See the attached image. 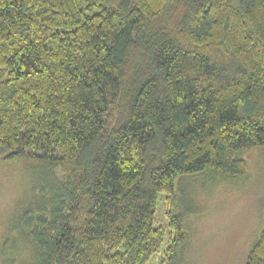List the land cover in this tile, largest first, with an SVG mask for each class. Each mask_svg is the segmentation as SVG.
Instances as JSON below:
<instances>
[{"label": "trees", "instance_id": "1", "mask_svg": "<svg viewBox=\"0 0 264 264\" xmlns=\"http://www.w3.org/2000/svg\"><path fill=\"white\" fill-rule=\"evenodd\" d=\"M260 146L264 0H0V155L53 179L7 264H148L166 229L181 264L177 179L245 181Z\"/></svg>", "mask_w": 264, "mask_h": 264}, {"label": "rangeland", "instance_id": "2", "mask_svg": "<svg viewBox=\"0 0 264 264\" xmlns=\"http://www.w3.org/2000/svg\"><path fill=\"white\" fill-rule=\"evenodd\" d=\"M241 156L249 166L245 181H216L208 171L183 177L182 186L177 179L175 202L184 217L188 238L181 249V264L246 263L264 226V146ZM48 171L38 162L14 158L9 153L0 155V264L29 253V246L19 238V217L24 208L44 200V190L53 180ZM158 200L157 223L165 226L164 195L160 194ZM167 231L148 264H159L168 243Z\"/></svg>", "mask_w": 264, "mask_h": 264}]
</instances>
